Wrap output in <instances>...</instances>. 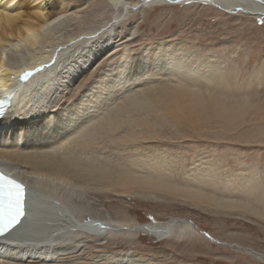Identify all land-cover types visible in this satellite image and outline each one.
<instances>
[{
    "label": "bare ground",
    "instance_id": "obj_1",
    "mask_svg": "<svg viewBox=\"0 0 264 264\" xmlns=\"http://www.w3.org/2000/svg\"><path fill=\"white\" fill-rule=\"evenodd\" d=\"M107 1L116 11L108 26L71 33L89 14V0H0V90H6L8 100L12 90L16 92L12 94L15 102L0 119V168L24 182L27 189L24 217L0 238V264H74L82 259L77 254L79 245L95 244L90 235H100L95 241L102 242L123 230L104 212L98 223L82 222L78 214L82 209L76 202L95 205L96 197L116 195L154 200L159 193L219 202L201 190L200 179L183 187L166 182L162 175L166 165L160 162L150 164L152 170L148 168L145 175L141 174V162L124 171L112 168L107 159L96 161V156L109 154L112 144H135L141 138V108L153 112L162 106V114L173 124L179 118L188 119L200 134L203 128L217 127L231 132L233 123L238 127L248 113L255 115L248 102L228 105L215 92L201 91L204 81H217L220 73L215 74L217 69L198 72L199 66L196 69L188 57L180 59L182 54L175 50L142 51L130 57L125 48L116 57H106L120 43H127L129 34L120 36L118 23L123 16L120 10H129L128 1L138 3L135 9L199 3L236 16H255L264 14V0ZM64 33L69 35L67 40H59ZM141 66L149 72L141 71ZM22 73L28 82L19 80ZM82 73L83 80L78 81ZM166 75L174 77L171 87L152 93L151 98L141 95V84L152 85L154 78ZM87 77L90 81L82 86ZM20 96L22 101L17 105ZM233 182L229 188L234 191L255 183L252 179ZM179 226L201 237L199 229L184 220L138 225L130 230L163 241ZM83 233L88 237H82ZM98 260L140 264L131 254L103 255Z\"/></svg>",
    "mask_w": 264,
    "mask_h": 264
},
{
    "label": "rangeland",
    "instance_id": "obj_2",
    "mask_svg": "<svg viewBox=\"0 0 264 264\" xmlns=\"http://www.w3.org/2000/svg\"><path fill=\"white\" fill-rule=\"evenodd\" d=\"M128 3L129 10H120L123 16L118 23L120 36L129 34L127 43H120L106 55L107 59L125 48L130 57L142 51L154 54L175 50L182 54L180 59L188 57L195 63L193 67L199 66L198 72L217 69L215 74L220 73L219 77L215 75L217 81H204L205 85L199 86L201 91L215 92L228 105L248 102L255 115L248 113L238 127L233 123L231 132L217 127L203 128L200 134L188 119L179 118L173 124L169 116L162 114V106L153 112L141 108V138L135 144H112L109 154L96 156V161L107 159L112 168L124 171L141 162V174L145 175L152 170L150 164L160 162L166 165L162 173L166 182L183 187L200 179L201 190L219 202L182 199L178 194L166 193L157 194L154 200L116 195L107 196L109 199L96 197L98 201L91 206L86 201L76 202L82 209L78 213L82 222L98 223L106 213L123 230L102 242L95 241L100 235H90L95 244L79 245L77 254L82 259L74 260V264H104L98 260L100 256L124 254H131L140 264H264V14L236 16L199 3L144 9H135L136 1ZM89 4V14L80 26H73L71 33L97 31L111 23L116 11L107 0H89ZM68 36L61 34L59 40L65 41ZM141 69L149 72L145 66ZM81 76L78 81L83 80L84 73ZM90 79L87 77L82 86ZM173 82V75L157 76L154 84H141V95L151 98L152 93L171 87ZM248 179L255 183L238 191L229 188L231 181L234 184ZM171 220L192 223L201 237L189 234L183 226L163 241L133 232L138 225H161ZM86 233L82 237H88Z\"/></svg>",
    "mask_w": 264,
    "mask_h": 264
},
{
    "label": "snow or ice",
    "instance_id": "obj_3",
    "mask_svg": "<svg viewBox=\"0 0 264 264\" xmlns=\"http://www.w3.org/2000/svg\"><path fill=\"white\" fill-rule=\"evenodd\" d=\"M24 78L26 79L27 76ZM2 107L3 105L0 104V108ZM24 200L23 185L0 174V237L8 234L24 217Z\"/></svg>",
    "mask_w": 264,
    "mask_h": 264
},
{
    "label": "water",
    "instance_id": "obj_4",
    "mask_svg": "<svg viewBox=\"0 0 264 264\" xmlns=\"http://www.w3.org/2000/svg\"><path fill=\"white\" fill-rule=\"evenodd\" d=\"M205 234V233H204ZM207 236H209V235H207Z\"/></svg>",
    "mask_w": 264,
    "mask_h": 264
}]
</instances>
